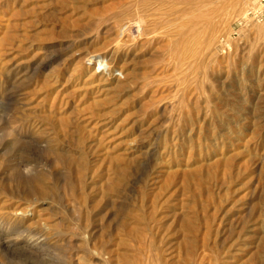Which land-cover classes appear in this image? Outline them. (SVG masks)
Returning a JSON list of instances; mask_svg holds the SVG:
<instances>
[{"label":"bare ground","instance_id":"bare-ground-1","mask_svg":"<svg viewBox=\"0 0 264 264\" xmlns=\"http://www.w3.org/2000/svg\"><path fill=\"white\" fill-rule=\"evenodd\" d=\"M204 2L206 0H0V97L7 98L11 92L8 86L14 84V98L18 102L5 124L11 127L17 139L22 133L38 136L46 143L45 149L51 151L56 160L63 161L67 176L74 178L63 186V192L68 204L90 221L88 226L91 227L86 230L87 237L82 239V244L88 246V259L95 264L113 261L155 264L150 261L149 250L144 254L145 259L140 257L145 249L143 245L128 243L131 234L139 236L146 231L158 233L146 242V247L156 246L159 250L156 257L161 263L199 264L203 259L199 247L206 245V241L200 243L195 233L199 230L200 213H206L212 205L217 206V215L212 221H217L223 213L237 217L234 218L235 228L240 234H246L242 241L252 243V238L264 231V221L259 227L256 226L259 221L254 219L257 207L253 208V202L259 195H254L253 185L259 183L258 176H253L245 185L241 197L235 195L221 205H216L211 193L216 182H226L235 170L244 177L263 168L259 155H250L252 150L248 146H235L214 154L207 150V153H197L192 149L185 156L182 153H186L185 149L176 152L167 140H161L166 131L163 115L172 107L169 98L181 87V80H161L150 90L149 100L132 96L131 104L110 116L100 117L115 95L106 93L100 83L115 71L118 63L127 65L138 61L141 65L147 61V66L153 64L147 71L158 75L172 69L170 57L173 55H181V66L187 64L195 59L198 49V33L193 26L213 24L219 16L217 10L235 6L237 0H208L207 8ZM80 9L90 13L85 22L80 20ZM177 13L184 17L175 20ZM134 18L136 25L138 23L134 40L140 46L153 42L152 48L132 51L125 46L132 41L127 33L132 27H124L129 23L127 19ZM71 23L74 25H69ZM210 37L213 41L216 35ZM98 38L101 46L92 49ZM66 42L71 54L62 59L57 68L45 73L50 64L48 51ZM162 58L167 59L166 62L157 65L155 62ZM104 60L109 65L108 72L96 68V64ZM191 72L184 68V78ZM64 78L69 83L68 89L71 88L69 92L66 90L68 93L63 92L65 86H58ZM126 83L123 77L120 88L124 89ZM151 101L157 102L158 110L139 116ZM142 163H147V168H143L131 185L130 177ZM30 169L33 172L34 169ZM15 174V197L29 200L49 189L43 186L39 176L25 175L20 166H16ZM21 182L32 183L37 188H27L24 183L27 187L21 189ZM127 187L134 189L131 198L123 202L121 194ZM121 202L123 205L118 212L112 203ZM229 203H233L230 211ZM96 216L100 217L99 225L91 221ZM211 227L212 223H208L209 230ZM182 247L183 254L179 252ZM243 249L244 252L249 250ZM263 263L251 259L244 264Z\"/></svg>","mask_w":264,"mask_h":264},{"label":"rangeland","instance_id":"rangeland-1","mask_svg":"<svg viewBox=\"0 0 264 264\" xmlns=\"http://www.w3.org/2000/svg\"><path fill=\"white\" fill-rule=\"evenodd\" d=\"M253 1L237 0L235 6L219 8L217 10L219 16L209 26L204 24L195 26L196 23L193 26L195 32L198 33V49L195 59L181 66V55L171 56L172 69H169L166 74L149 73L147 69H151L153 64L147 66L149 64L147 61L141 65L138 61L129 62L127 64L129 67L124 65V62L118 63L119 67L116 66L115 71H112L108 78L107 76L103 78L104 80L100 83L102 89L105 87L106 93L118 96L114 95L111 98L110 104L112 105L108 103L100 117L110 116L112 112L131 104L133 97L138 95L147 98L146 101L149 100L147 95H150V90L161 80H181L183 84L169 98L173 102L172 107L163 115V129L166 131H162L161 140H167L176 152L185 149L186 153L182 152L185 156H188L192 149V151L197 150V153L208 151L214 154L218 150L219 152L230 150L235 146H248L252 150L250 155H259L257 157L263 160V168L259 167L255 172L244 177H241L239 171L235 170L226 182H216L211 193L213 200L217 202L216 205H221L222 201H231L235 195L241 197L245 185L253 176H258L260 181L253 185V189L256 190L254 195L259 196L253 202V208L257 207L254 219L259 221L256 226L260 227L264 221V21L256 22L248 16V10ZM203 5L206 8L210 6L208 0ZM89 14L87 10L80 9L81 22H85V17ZM183 17L184 15L177 13L175 20L178 21ZM67 19L70 20V18L65 20L68 21ZM127 20L129 23L124 29L132 27L129 31L127 30L132 41L125 46L132 51L152 48L153 42L140 46L134 40L138 34L137 19ZM69 25H74V23ZM212 34L216 35L213 41L210 37ZM100 46V38H98L92 49ZM68 47L69 43L66 42L48 51L47 58L50 59V64L45 68V73L57 68L62 63L60 61L69 56V53L71 54L72 51L69 53L67 51ZM58 54H64V56L60 58ZM167 59L162 58L155 63L160 65ZM96 68L105 72L109 71L106 60L101 64L97 63ZM184 68L192 70L187 78L183 76ZM123 77L127 81L124 89L119 85ZM65 81L64 78L57 85L59 88L65 86L63 92L68 93L71 88L68 89L69 83ZM13 88L16 89L14 84L8 86L11 92L7 98L0 97V264H95L88 259V246L82 244V239L87 237L86 230L90 226H88L90 221H86L88 217L79 214L76 208L68 204L64 194L63 186L74 178L67 176L69 175L68 170L65 169L63 161L56 160L53 153L45 149L46 143L42 142L38 136L22 133L23 136L17 135V139L11 127L5 124L13 108L18 106ZM157 110V102L151 101L139 116L147 115L148 112L152 114ZM170 141L172 143L174 141V145ZM16 166H20L21 171L27 176L31 173L39 176L43 186L46 185L49 189H46L43 194H35L32 200H25L22 196L15 197ZM145 167L147 168V163H142L134 169L130 177L131 185L136 182ZM29 169L34 170L30 172ZM28 183L21 182L20 188H37L36 185ZM133 189L134 187H127L122 191L123 202L131 198ZM232 204L229 203L227 206L229 211ZM112 205H116L119 212L123 204L121 202V204L112 203ZM216 213L217 206L215 205L210 206L206 213H200L197 224L199 230L195 234L199 242L202 243L205 240L206 245L199 247L200 258H203L199 264H244L251 259L264 262V231L252 238V243L249 240L242 241V237H246L244 236L246 234H240L239 229L235 228L237 217L223 213L217 221H212ZM91 221L99 225L100 217H93ZM208 223H212L211 230L208 229ZM155 234L158 236L155 231L142 232L139 236L131 234V237H128V243L144 246L145 249L140 252L143 254L141 256L140 253L138 254L141 258L145 259L144 254L149 250L152 263L164 264L161 263L160 258L156 257L159 251L156 246L150 249L146 247V242L156 237ZM250 234L252 232L248 233ZM144 242L146 245L143 244ZM243 248L249 250L244 252ZM181 251L184 252L183 247L179 252ZM154 258L156 259L153 260ZM110 264H144V262L113 261Z\"/></svg>","mask_w":264,"mask_h":264},{"label":"built area","instance_id":"built-area-1","mask_svg":"<svg viewBox=\"0 0 264 264\" xmlns=\"http://www.w3.org/2000/svg\"><path fill=\"white\" fill-rule=\"evenodd\" d=\"M248 16L256 21H264V0H257L248 10Z\"/></svg>","mask_w":264,"mask_h":264}]
</instances>
